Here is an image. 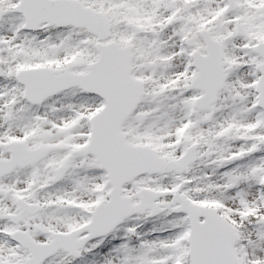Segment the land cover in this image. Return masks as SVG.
<instances>
[{"label":"snow or ice","instance_id":"1","mask_svg":"<svg viewBox=\"0 0 264 264\" xmlns=\"http://www.w3.org/2000/svg\"><path fill=\"white\" fill-rule=\"evenodd\" d=\"M0 264H264V0H0Z\"/></svg>","mask_w":264,"mask_h":264}]
</instances>
